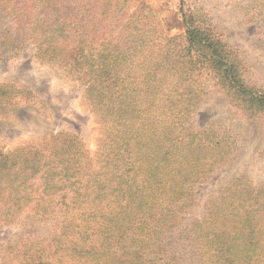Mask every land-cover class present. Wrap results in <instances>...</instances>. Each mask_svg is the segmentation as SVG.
<instances>
[{
    "label": "trees",
    "instance_id": "obj_1",
    "mask_svg": "<svg viewBox=\"0 0 264 264\" xmlns=\"http://www.w3.org/2000/svg\"><path fill=\"white\" fill-rule=\"evenodd\" d=\"M135 1L139 5L145 2ZM259 1L251 19L264 15V0ZM128 2L0 0V54L21 51L34 41L42 63L60 67L69 79L88 85L86 93L93 108L100 116L105 115V119L117 122L118 132L123 130L121 146L144 149L120 165L107 162L105 171L97 175L101 178L99 187L96 182L76 175L84 168L78 167L72 172L73 164L78 163V158L75 160L67 152L78 143L72 138L62 139L54 159L46 160L39 151L30 159L21 154L0 153V201H6L10 189L12 198H18L20 192L28 194L32 181L38 180L44 187L43 196L52 197L49 201L43 199L45 209L40 212L46 217L49 209L59 203L65 208L74 205L81 214L82 205L90 206L97 202V194L105 193L106 197L92 206L106 209L107 215L113 217V228L121 218L131 216L127 221L130 226L118 239H127L133 249L124 256L118 251L121 256L102 252L104 244L118 236L114 235V229H104L103 240L97 234L100 250L95 257L110 264H167L165 261L179 264L175 258L162 261L161 239L172 231L180 215L190 206L192 186L204 172H211L216 164L225 161L237 146L236 139L227 136L228 132L221 127H187L190 114L199 104L198 92L191 89L196 75L193 69L209 67L212 81L250 119L264 118V85L249 79L237 53L219 37L208 34L194 14L182 15L186 45L183 49L178 44L169 48L173 38L162 34L159 24L151 26L136 17L127 7ZM110 13L115 18L128 17L129 21L114 27L118 34L115 41L100 44L97 18L105 19ZM180 64L183 66L179 70ZM124 67L127 70L123 76ZM166 67L169 70L163 69ZM166 73L175 74L176 81L167 82V89L164 85L158 87L156 82L166 81L163 77ZM28 97L26 88L0 82V111L23 106L22 101ZM142 118L146 119L145 123ZM181 168L193 174L183 176ZM70 188L77 193V198L57 199ZM220 193L222 198L212 206L213 212L209 208L200 221L191 224L197 254L205 253L215 264H264V194L253 195L249 184L237 183L236 178ZM248 195L250 198L246 201L244 198ZM226 198L231 207H227ZM253 200L258 206L250 211ZM7 206V202H0V219L2 212L8 211ZM88 212L82 215L86 214L87 221L94 220L95 208H89ZM67 223L62 232L61 228L53 233L50 230L48 239L36 244L21 247L7 242V251L14 253L21 264L64 262L74 252L69 249L70 245L77 246L75 241L81 240L73 238Z\"/></svg>",
    "mask_w": 264,
    "mask_h": 264
},
{
    "label": "rangeland",
    "instance_id": "obj_2",
    "mask_svg": "<svg viewBox=\"0 0 264 264\" xmlns=\"http://www.w3.org/2000/svg\"><path fill=\"white\" fill-rule=\"evenodd\" d=\"M128 1L127 7L137 14L136 17L151 26L159 24L162 34L168 39L173 38L174 42L169 48L178 44L183 49L186 45L182 15L194 14L198 24L205 27L208 34L219 37L223 44L237 53L249 79L264 85V15L251 19L252 13L260 5L259 0H144L142 5L135 0ZM110 14L105 19L97 18V41L100 44L115 41L118 34L114 27L129 21L128 17L115 18ZM71 33L72 38H76ZM37 53V45L32 41L21 51L0 54V82L15 83L29 91L28 99L22 101L25 102L23 106L0 111V153L21 154L30 159L39 151L46 156V160L54 159L63 144L62 139L72 138L78 141L67 151L70 157L75 160L78 158V163L72 166V172L78 167L84 168L76 175L85 177L88 182H96L99 187L101 178L97 175L105 171L107 162L120 165L121 161L141 154L144 149L141 146H121L123 130L118 132L117 122L105 119V115L100 116L97 109L93 108L86 93L88 85L69 79L60 67L42 63ZM182 66L179 65V70ZM163 69L169 70L168 67ZM122 70L124 76L127 69L124 67ZM194 70L196 75L200 73V77L195 75L191 89L194 93L198 92L199 104L190 114L187 127H221L229 133L227 136L236 139L237 146L225 161L216 164L211 172H204L198 183L192 186L191 204L180 215L172 231L161 239L163 248H160L159 255L162 261L175 258L179 264H215L205 253L197 254L195 238L190 232L191 224L200 221L209 208L213 212L212 206L222 198L221 189L229 187L234 178L237 183L249 184L253 195L264 194V118L250 119L236 108L221 87L212 81L209 67L199 66ZM174 76L173 73L164 74L166 81L161 80L156 85H164L167 89V82L176 81ZM178 80L182 84L180 77ZM142 121L145 123L146 119L142 118ZM75 153L79 156H75ZM186 170L181 168V175L188 177L193 174ZM40 184L38 180L32 181L28 194L20 192L19 199L12 198L10 189L6 201H0L7 202V208H10L2 212L0 219V264H21L14 253L8 252L5 246L7 242L21 247L42 242L48 239L50 230L53 233L56 228H61L62 232L67 221L73 238L75 236L81 240L75 241L77 246L70 245L69 249L72 248L74 252L68 254V259L62 257L65 260L59 264H110L95 257L100 250L96 243L97 234L99 240H103L101 234L104 229H114V235L118 236L117 240L112 239L108 243L109 246L104 244L102 252L109 256L112 253L124 256L133 249L127 239H118L130 226L127 221L131 220V216L121 218L119 225L113 228V217L107 215L106 209L92 206L106 197L105 193L97 194V202L91 204V207L88 204L82 205L84 210L81 214L76 206L65 208L59 203L49 209L48 216L43 217L40 212L45 209L42 207L43 199L49 201L52 197L43 196L44 187ZM59 195L57 199L76 197L77 193L70 188ZM227 198V207H231ZM249 198L248 195L244 199L247 201ZM257 206L253 200L250 211H255ZM89 208H95L97 216L87 221L85 215L89 213ZM83 213L86 214L83 216ZM138 218L139 221L143 219ZM106 222L109 223L106 225ZM79 251L83 255H79Z\"/></svg>",
    "mask_w": 264,
    "mask_h": 264
}]
</instances>
